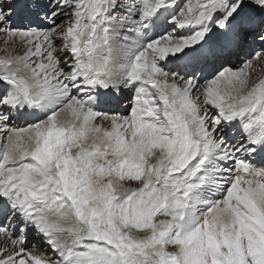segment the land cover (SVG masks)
<instances>
[{
	"label": "snow or ice",
	"instance_id": "obj_1",
	"mask_svg": "<svg viewBox=\"0 0 264 264\" xmlns=\"http://www.w3.org/2000/svg\"><path fill=\"white\" fill-rule=\"evenodd\" d=\"M0 52V264H264V0H0Z\"/></svg>",
	"mask_w": 264,
	"mask_h": 264
},
{
	"label": "bare ground",
	"instance_id": "obj_2",
	"mask_svg": "<svg viewBox=\"0 0 264 264\" xmlns=\"http://www.w3.org/2000/svg\"><path fill=\"white\" fill-rule=\"evenodd\" d=\"M0 55H3V53L0 52ZM256 75L257 76L264 75V72H259L258 71V72H256ZM33 254L36 255V256H42L43 255V253L41 251H35V250H33Z\"/></svg>",
	"mask_w": 264,
	"mask_h": 264
},
{
	"label": "rangeland",
	"instance_id": "obj_3",
	"mask_svg": "<svg viewBox=\"0 0 264 264\" xmlns=\"http://www.w3.org/2000/svg\"><path fill=\"white\" fill-rule=\"evenodd\" d=\"M36 251V250H35Z\"/></svg>",
	"mask_w": 264,
	"mask_h": 264
}]
</instances>
